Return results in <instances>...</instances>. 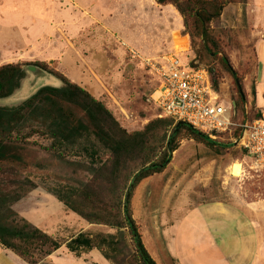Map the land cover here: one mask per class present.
Instances as JSON below:
<instances>
[{
    "label": "rangeland",
    "instance_id": "374dc122",
    "mask_svg": "<svg viewBox=\"0 0 264 264\" xmlns=\"http://www.w3.org/2000/svg\"><path fill=\"white\" fill-rule=\"evenodd\" d=\"M225 2L220 16L208 26L236 72L242 95L220 59H213L214 53L209 55L202 49L200 37L190 36L176 6L156 0H0V65L45 62L102 101L118 124L133 132L143 130L159 113L151 99L156 82L144 61L188 45L183 58L185 65L190 66L195 56L197 62L221 75L218 91L224 101L236 103L237 118L263 115L264 0ZM222 52L218 56L224 55ZM42 71L41 78H48L49 73ZM23 86L18 89L21 93ZM77 115L83 117L81 113ZM29 123L21 125L22 132L38 127ZM170 130L171 127H161L156 137L164 132L169 134ZM28 139L34 144H20L18 160L0 163V191L19 194L11 203L18 216L64 242L65 230L50 225L66 222L63 211L50 208L45 198L49 195L65 198L68 191L81 184L107 176L112 156L91 131L77 133L72 139L53 137L49 131L32 133ZM215 142L209 144L183 129L167 168L143 179L133 190L132 217L145 247L158 264H168L165 257L169 258L167 249L172 242L166 230L182 218L184 207L194 203H219L231 212L239 208L252 212L264 240V174L249 168L247 152L231 143L228 136ZM139 167L137 161L128 164L115 178L113 190L108 185L109 190L123 196ZM160 181L163 185L155 197L152 185ZM97 206L105 208L102 213L96 209L97 214L109 215L114 220L116 205L105 198ZM51 209L57 213L48 218ZM228 209L217 219L231 225L227 230H233L236 226ZM69 211L65 206V212ZM84 221L88 227L84 233L92 237L116 232L105 224ZM120 231L122 254L117 259L124 264V260L132 258L133 247L127 229L122 227ZM72 232L70 228L66 231ZM183 234L190 238L188 245L193 246L194 232L187 230ZM181 237L175 245L177 250L185 248ZM233 243L231 237V248ZM51 256H44L42 264H83L84 259V254L76 258L64 245Z\"/></svg>",
    "mask_w": 264,
    "mask_h": 264
},
{
    "label": "trees",
    "instance_id": "16d2710c",
    "mask_svg": "<svg viewBox=\"0 0 264 264\" xmlns=\"http://www.w3.org/2000/svg\"><path fill=\"white\" fill-rule=\"evenodd\" d=\"M229 2L234 0H228ZM157 3H173L184 17L185 28L190 36L201 39L202 49L214 53L213 59L219 58L225 70L234 79L236 72L230 66L227 56L222 52L217 40L211 34L208 23L220 16L225 0H156ZM190 22V23H189ZM223 53L221 57L218 53ZM193 56L190 65L204 66L209 73L211 84L218 90L221 75L212 67H206L197 62ZM35 66L45 69L62 81L60 87L45 86L40 88L27 100L15 106H0V163L18 160L17 148L20 144H34L28 138L32 133L50 132L53 137L72 139L77 133L91 131L95 137L109 149L112 156L111 170L100 180L94 179L91 184L83 183L78 188L67 192L65 198H57L65 206L89 223L105 224L116 229L114 234L92 237L86 233H79L68 242H61L48 233L32 225L28 220L18 216L11 208V203L19 198V194H9L0 191V245L29 264H36L44 256L57 250L65 244L67 249L76 257H81L91 249H97L111 264H119L117 259L122 254V238L120 228L125 227L132 245L133 256L124 260V264H158L145 247L139 227L132 217L131 197L135 187L143 180L157 173H162L172 161V153L178 147L180 132L186 129L195 138L209 144L216 143L206 134L187 125L177 127L169 117L150 120L143 130L127 132L113 117L102 101L94 98L79 85L71 82L65 76L49 68L45 62L29 61L24 63H7L0 65V98L11 95L20 88L26 76V67ZM240 98V96H238ZM81 113L83 117H78ZM233 119L236 117V103L233 104ZM248 117V120L261 117ZM84 119V120H83ZM30 122L32 126L27 132H22L21 125ZM169 128L167 132L156 137V131ZM238 130L234 135L238 136ZM138 162L140 167L132 176L126 193L119 196L108 187L115 185L117 178L131 162ZM100 183V184H99ZM95 184H98L94 187ZM110 185V186H108ZM163 182L152 185V195L158 197ZM107 199L116 205V213L110 220L109 215L97 214L105 211L98 207V201ZM118 216V217H117ZM168 264L172 259L165 257Z\"/></svg>",
    "mask_w": 264,
    "mask_h": 264
},
{
    "label": "built area",
    "instance_id": "2783aa9c",
    "mask_svg": "<svg viewBox=\"0 0 264 264\" xmlns=\"http://www.w3.org/2000/svg\"><path fill=\"white\" fill-rule=\"evenodd\" d=\"M187 46L144 61L156 82L151 99L157 116L183 121L212 140L228 136L247 152L249 168L264 174V114L253 120L233 119V104L213 88L208 70L183 62Z\"/></svg>",
    "mask_w": 264,
    "mask_h": 264
},
{
    "label": "crops",
    "instance_id": "0c3cea01",
    "mask_svg": "<svg viewBox=\"0 0 264 264\" xmlns=\"http://www.w3.org/2000/svg\"><path fill=\"white\" fill-rule=\"evenodd\" d=\"M47 200L50 202V205H48L50 208L55 207L58 211H63L65 217L64 221L66 222L62 224L56 221L52 222L50 225L54 228L57 226L65 230L63 233L65 232V238H67L66 242L77 234L83 233L88 228L86 222L74 212H65V206L58 198L49 195L48 198H45V201ZM180 208L182 209V206ZM184 208H186V211L183 213L182 218L176 221L174 225L171 226L170 230H166L171 237L172 246H169L167 251L173 264H264V240L261 236L260 227L258 228L255 224L252 212L248 210L245 211L243 208H239V211L235 210L231 212V210L228 209L229 207L223 208L219 203H194ZM227 209L230 211V220H232L236 226H233V230H227L226 227H230L231 225L226 226L224 221L217 219L219 215L228 213L226 212ZM56 213L54 209H51L48 213V218H52ZM240 218L243 220L242 223ZM239 223H241L240 226H238ZM181 227H183V229L181 233H179ZM68 228H70V231H73L71 234L66 233ZM184 230L185 232L187 230L188 232H194L193 240L195 243L193 246L188 245L187 241L190 238L183 234L185 233ZM164 232L163 230L160 232L162 237ZM237 236L240 237L241 240L238 241ZM179 237L184 241L181 244H183L182 246H185V248L182 247V249L180 248L177 250L175 245ZM231 237H234L232 248L229 245ZM63 245L67 249L65 244ZM61 247L62 245L57 250L46 255V257H52V253L59 251ZM68 252L70 251L68 250ZM45 258H42L36 264H42ZM152 258L157 261L153 256ZM85 259H88V261L86 262ZM81 260L83 264H111V262L105 259L95 248L84 253V259L82 258ZM0 264L29 263L0 245Z\"/></svg>",
    "mask_w": 264,
    "mask_h": 264
},
{
    "label": "water",
    "instance_id": "95a60500",
    "mask_svg": "<svg viewBox=\"0 0 264 264\" xmlns=\"http://www.w3.org/2000/svg\"><path fill=\"white\" fill-rule=\"evenodd\" d=\"M31 70L35 71L36 67H32ZM49 74H48V78L44 77V78L39 79V81L31 89H29V91H25V92L21 93V91L17 89L11 95L4 97V98H0V106L18 105L21 102L27 100L33 94H35L40 88L45 87V86L60 87L62 85V81L60 79H58L56 76H53V74L52 75H51V73H49ZM235 82H236V85H237V88H238L240 94L242 95L241 87H240L237 79H235ZM22 85H23V83H22ZM182 124H185V122L178 121L176 123L177 127L179 125H182Z\"/></svg>",
    "mask_w": 264,
    "mask_h": 264
},
{
    "label": "flooded vegetation",
    "instance_id": "af4514ba",
    "mask_svg": "<svg viewBox=\"0 0 264 264\" xmlns=\"http://www.w3.org/2000/svg\"><path fill=\"white\" fill-rule=\"evenodd\" d=\"M32 67H35V66H27L26 67V74L28 72L29 75H28V77L25 76V78L22 81V83L24 85L22 88V92H25V91L29 90L30 88H32L39 81V79L44 76L42 68L36 67V70L32 71L31 70ZM22 83H21V85H22Z\"/></svg>",
    "mask_w": 264,
    "mask_h": 264
},
{
    "label": "bare ground",
    "instance_id": "6f19581e",
    "mask_svg": "<svg viewBox=\"0 0 264 264\" xmlns=\"http://www.w3.org/2000/svg\"><path fill=\"white\" fill-rule=\"evenodd\" d=\"M234 173H235V174H237V173H238V169H237V168L234 170Z\"/></svg>",
    "mask_w": 264,
    "mask_h": 264
}]
</instances>
